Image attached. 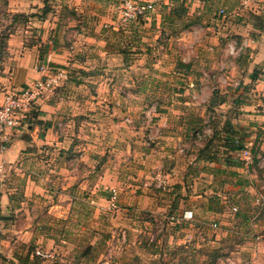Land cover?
I'll list each match as a JSON object with an SVG mask.
<instances>
[{"label": "rangeland", "instance_id": "374dc122", "mask_svg": "<svg viewBox=\"0 0 264 264\" xmlns=\"http://www.w3.org/2000/svg\"><path fill=\"white\" fill-rule=\"evenodd\" d=\"M32 1L36 2L35 5H41L39 11L44 7L45 12L57 4L56 0H31V2L0 0V57L6 54L3 45L10 37L9 34L20 30L23 24H26L24 21L31 17L30 12L21 13L19 8L27 6L28 3L33 6ZM62 1L67 9H71L67 0ZM122 1H86V5L92 8L105 5V14H116L114 23L108 25L109 29L106 28L105 32L109 43L107 51L114 55L119 53L117 57L129 55L128 61H134L129 65L115 66L110 65V62L106 64V68L112 71L106 72L105 75L109 79H104L102 84L104 90L101 89L100 92L105 91L109 94L108 99L105 100L107 112L99 115L100 110H94L97 113L94 117L101 122L102 127L83 123L84 115L81 114L79 115L81 124L85 127L79 122L74 134H69L70 132L67 131L72 124H67L66 121L58 128L59 131L63 129L64 136L66 132L69 135V139L60 149L62 153L60 166L67 167L70 163L76 167V174L79 177L89 168L93 175L92 187H79L77 202L71 205H69L68 188L60 187L65 190L61 195L54 194L50 191L52 189L47 187L42 195L38 194L31 201L29 216L33 217L35 223L34 221L25 223L22 217L19 219L14 217L12 221H6L0 214V264H264V178H262L264 147L260 148L259 144L256 145L257 141L264 143V135L262 139L256 136L257 139L259 138L254 143L257 148L254 145V149L248 146L254 155L250 167L251 173L256 174L252 187L243 185L246 183L245 178H238L229 173L231 178L232 176L236 178V184L243 187H229V185L225 187L219 179L215 181L212 179L216 185L212 193L205 196L207 200H204L203 210L200 208L196 213L184 210L180 206L179 197L185 199V195L183 190L177 195L171 192L172 189L168 187V177L162 172L166 167L164 165L153 167L155 163L149 159H161L163 149L170 153H180L179 148L191 146L194 140L202 143L208 136L207 132L203 131L208 126H202L209 125V115L215 117L219 112L217 110L216 112L213 110V113L208 112L205 108L210 99V94L207 93L211 92V86H215L221 94L226 88L230 91L229 85L223 78L225 67L220 69L204 60L193 61L192 57L186 61L191 64L185 67L186 62L180 60L182 56L193 54L189 45L179 46L178 38L187 29L193 31L200 26L211 24L212 19L209 15L190 14V9L179 5V2H173L172 6L168 3L164 4L162 0H153L154 8L145 16L149 19L140 16L132 21L121 22L117 18V11L118 4ZM8 3L10 6L7 5ZM213 4L218 9L220 3ZM245 11L247 13L245 15L253 13L248 8ZM156 12L161 13L167 33L158 36L157 39L161 43L159 47L149 49L144 44L154 38L149 22ZM112 26L115 28L111 29ZM201 31L204 38L207 32ZM193 34L191 33L188 39H196ZM198 35L200 36L199 33L197 37ZM229 38L233 39L227 36V40ZM167 40L168 46L165 48L163 46ZM224 42L221 43L220 53L223 56L221 55L220 58L231 57L234 54L229 50L225 53L228 45ZM204 51L211 50L205 47L199 53L202 59H207ZM240 52L236 50L235 56ZM163 54L168 57L166 63L156 65L151 63L156 62L155 57ZM141 56L148 57L149 64ZM3 65L0 63V72ZM38 67L39 65L36 64V68ZM111 67L120 69L114 70ZM253 70L257 78H262L264 63L257 64ZM188 71L211 78L205 82V87L198 96L182 94L179 91L182 89V84L174 80L177 76L181 77L179 73ZM67 72L66 80L70 75V72ZM259 79L247 82L249 89H246L245 93L239 96L240 98H237V92L234 94L231 92L229 99L235 98L236 103L240 105L245 103L255 111L258 108L256 113H262L264 89L258 85ZM140 82L150 84L151 89L135 91ZM235 82L236 80L233 81ZM92 84L94 85L91 90L92 103L98 106L100 99L97 96L98 82ZM252 86L254 87L251 89ZM133 89L135 93L132 92ZM164 119L171 122L172 126H177L172 129L176 134L167 141L164 138L165 134H162L164 124H157ZM188 125L190 129L195 127L193 133L186 130ZM259 129L264 131V125ZM121 130L126 133L125 138L120 137ZM128 130H131L133 135ZM186 131L189 135L187 139L182 134ZM209 133L211 134L212 131ZM145 146L152 149L149 158L144 161H141L144 158L138 160ZM47 151H53V147L48 148ZM81 152L88 155L85 164L81 160ZM75 155L77 158L71 159V157L75 158ZM171 161L167 160L168 163ZM50 163V160L44 163L41 169L48 173L46 167H50L48 165ZM151 169L155 170L154 176L149 174ZM138 170L148 171L149 176H141L144 182L149 181L146 187L132 186L133 183L135 184V173ZM103 172H107L108 181L100 183L99 173ZM50 173L48 181L53 185L52 181L56 182L57 178L52 177L53 173ZM128 174H131L132 178H127ZM95 182L102 186L94 185ZM260 183L262 187H259ZM113 190L116 191L114 199L111 198ZM206 204L212 209L205 210ZM194 214L198 220L191 223L183 222L191 219ZM27 227L29 232H25ZM36 230L37 233L34 235ZM36 247L48 256H36L34 254ZM139 250L143 252L139 253Z\"/></svg>", "mask_w": 264, "mask_h": 264}, {"label": "crops", "instance_id": "0c3cea01", "mask_svg": "<svg viewBox=\"0 0 264 264\" xmlns=\"http://www.w3.org/2000/svg\"><path fill=\"white\" fill-rule=\"evenodd\" d=\"M67 1L69 2L68 7L71 9H67L66 4H63L62 0H56L57 4H54L45 13H42V10L39 11L41 5H35L36 2L34 3L33 1V6L28 3L27 6L20 7L19 12H30L31 17L29 16V19L24 21L26 24H23L20 30H17L16 33L9 34L10 37L7 38L3 45L6 54L0 57V63L4 64L2 66V72H0V101L9 88H21L42 75L38 68H36V64H45L50 68V65H52V69L61 67L70 72L69 79L63 83L64 85L57 87L52 92L44 94L37 100L30 120L22 128L15 129L11 132L9 144L0 155L4 162V169L0 174V214L1 218L6 221H12L14 217L18 219L22 217L23 221L25 219V223H32L34 219L29 216V207L32 205L31 201L38 194L42 195L47 187L52 189L50 191H53L54 194L59 193L61 195L64 194L65 190L60 187L68 188L69 205L77 202L79 187H92L93 175L89 168L86 173L84 172L79 177L76 174V167L70 163L67 167L60 166V160L62 158L60 149L69 139V135L66 132L64 136L63 129L59 131L58 128L61 124H65L64 122L66 121L67 124H72L67 131L70 132L69 134H74L79 122L81 124L79 116L81 114L84 115L83 123L89 126L102 127L101 122L94 116L97 114L95 113L96 109L100 110L99 115L107 112L105 100L108 99L109 94L105 91L100 92L104 79H109L105 75L106 72L109 70L112 71L110 68H106V64L110 62V65L116 66L118 64L129 65L134 62L133 60L128 61L129 55L124 54L117 57L119 53L114 55V53L111 54V52L107 51L109 43L105 32L109 29L107 26L114 23L113 19L116 18V14H105V5L97 8L89 7L86 5V1L88 0ZM184 1V6L190 9V14L195 16L197 14L209 15L212 21L211 24L208 23L205 26H200V28L193 29V31L187 29L178 38L179 46H181L180 44L189 45L193 54L192 56H182L180 60L186 62L192 57L193 61L201 62L204 60L209 61V64L213 66L220 67V69L225 67V77L223 78L226 84L229 85L228 88L230 91L227 88L221 91L226 97V101L213 107L215 112L216 110L219 111L220 121L217 127L222 125L221 123L226 117L230 118L234 125L243 126L244 131L247 132L242 146H249L251 149H254V143L259 140L256 136L262 139L264 135V131L259 129L264 125V115L262 113H256L258 108L255 111L245 103L240 105L236 103L235 98L229 99V96L231 92L232 94L237 92V96L243 95L245 90L249 89V83L247 82L257 81L259 79L256 76L254 79L252 78V70L254 67H257V64L264 63V0H252L248 9L252 10L253 13L249 15H245L247 14L245 11L246 8L241 7L237 0ZM162 2L172 5L171 0L170 2L169 0H162ZM213 3H220L218 9H216V5L214 7ZM7 5L10 6V3ZM221 9L224 10L222 14L220 12ZM146 19H149V17ZM162 19L161 13L156 12L149 22L154 36L152 40L144 44L149 49L159 47L161 43L157 39L158 36L161 33H167V28L162 23ZM112 28L115 27L112 26ZM201 30H206L207 32L204 38L202 37ZM191 33H194L193 37H196V39H188ZM198 33L200 34V36L198 35L199 37H197ZM227 36H231L233 39L229 38L227 40ZM168 40L164 42L163 47L166 48L168 46ZM230 40L233 41L229 42ZM223 41L228 45L225 53L228 50L231 52V47L233 48V52L231 53L234 55H231V57L225 56V58H220L222 55L220 53V51L222 52L221 43ZM205 47L211 51H204V55H207L208 58L202 59L199 53ZM69 48L72 50H69ZM236 50L237 52L244 51L245 53L240 52L235 56ZM165 56L166 54L155 57L154 60L156 62L151 63L153 65L166 63L168 57ZM215 56L217 57L214 58ZM141 58L146 59V63L149 64L148 57L141 56ZM222 58L226 59V61ZM184 64L187 67L191 63L186 62ZM111 68L114 70L120 69ZM179 74L181 77L177 76L174 79L182 84V89H179V91L182 94H189L191 96H198L203 87H205V82L211 79L199 73L193 74L192 71ZM238 77L240 79H237ZM234 80H236L235 83H233ZM259 81L260 83L258 85L264 89V74ZM93 82H98L97 96L100 98L98 106L92 103L93 93L91 90L94 88ZM137 86L135 91H148L151 89L149 87L150 84H146L145 82H140ZM215 89V86H211V92L207 94L211 96ZM135 91L133 89L132 92L135 93ZM207 106L205 107L206 109ZM207 111L214 112L208 109ZM92 115L93 117H91ZM209 117L213 116L209 115L208 119ZM121 123L123 124V122ZM157 124H164L162 134H165L164 138L166 141L172 138V135L176 134L172 129H175L177 126H172L171 122L167 119L160 120ZM81 126L85 127L83 124ZM204 126H208L203 131L209 135L212 128L208 124H204L202 127ZM186 130L192 133L194 131L190 129L189 125L188 127L186 126ZM252 130L255 132H251ZM128 131L133 135L131 130ZM187 131L182 133L185 139L189 136L187 135ZM76 134L78 135L79 133ZM120 134L121 138L127 136L123 130H121ZM194 139L196 138L194 137ZM162 143L167 144L165 141H162ZM258 144L260 148L264 147L262 141H257L256 145ZM190 145L179 148L180 153H170L163 149L161 159L149 158L148 155H150L152 149L149 146H145V150L140 153L138 158V160L144 158L141 161H144L146 158L151 159L152 163H155L153 167L159 165L166 167L162 172L168 177L167 182L168 187L172 189L171 192L177 195L183 190L185 199L180 197L179 199H181L180 206L184 210L194 211L195 213L200 208L203 210L202 207L205 206L204 200H207L205 196L210 195L213 187L216 185L215 182H212V179L214 181L219 179L221 183H224L222 185H225V187L226 185H229V187H243V185L252 187V181L256 180V174L251 173L250 167L252 164H247L242 159L243 156L239 153L241 149L224 152V149L226 150L224 143L221 140H214L211 149L216 150L214 154L215 158L209 161L199 154V149H202L204 145L203 142L197 143L194 140ZM52 147L53 151H47L48 148ZM55 149L59 151H54ZM228 153L230 156H228ZM80 157L84 162L83 164H85L88 155L85 152H81ZM76 158V155L75 158L71 157L73 160ZM49 160L51 161L48 164L50 167H46V169L51 172L50 174L53 173L52 177L57 178L56 182L52 181L53 185L48 181L49 172L47 173L45 172L46 170L41 169V166ZM167 160L172 161L168 163ZM237 160L240 162H236ZM139 170L135 173V184L133 183L132 186L146 187L149 181L144 182L141 176H149L147 175L148 171ZM154 172L155 170L151 169L149 174L154 176ZM228 173L238 176V178H245L246 183L241 186L236 184V178L234 176L231 178ZM60 174L62 175L61 177ZM123 178L126 177L123 176ZM127 178H132L131 174H128ZM262 178H264V172H262ZM107 181V172L99 173V182L105 183ZM97 184L98 182H95L94 185ZM98 185L99 187L102 186V184ZM263 185L260 183L259 187ZM209 209H212L211 206L206 204L205 210L208 211ZM195 220L198 219L194 214L191 219L183 220V222L191 223ZM31 229L33 230V228ZM29 231L27 227L25 232ZM34 232L35 235L37 230ZM139 251V253L143 252L142 250Z\"/></svg>", "mask_w": 264, "mask_h": 264}, {"label": "built area", "instance_id": "2783aa9c", "mask_svg": "<svg viewBox=\"0 0 264 264\" xmlns=\"http://www.w3.org/2000/svg\"><path fill=\"white\" fill-rule=\"evenodd\" d=\"M237 1L243 8H249L252 2V0ZM153 8V1L123 0L118 4V20L128 22L140 16L145 17ZM220 12L222 14L224 10L221 9ZM230 51L233 52L232 47ZM38 70L42 73L40 77L21 88H9L0 101V155L9 144L11 132L27 124L37 100L44 94L52 92L61 86L67 79L68 72L64 68L52 70L48 65L41 64ZM262 113L264 115V107L262 108ZM239 153L247 164L252 163L254 155L249 147L244 146ZM3 169L4 162L0 157V174L3 172ZM115 197L116 191L113 190L111 198L114 199ZM233 209H236V207H233ZM34 254L41 257L48 256L47 253L38 247L35 248Z\"/></svg>", "mask_w": 264, "mask_h": 264}, {"label": "trees", "instance_id": "16d2710c", "mask_svg": "<svg viewBox=\"0 0 264 264\" xmlns=\"http://www.w3.org/2000/svg\"><path fill=\"white\" fill-rule=\"evenodd\" d=\"M173 2H179V5L184 6L185 1L184 0H171L172 6H173ZM45 11L46 9H44L43 7L42 13H44ZM50 66H51L50 69H52V65ZM252 73H253L252 78L254 79L256 76V73L254 72V70ZM237 98H239V96ZM225 101H226V97L223 94L219 93L217 89H215L213 90L212 95L210 96L209 102L207 103L208 104L207 109L213 111V107L218 106L219 104H222ZM31 114H33V112ZM30 118L31 116L29 117V120ZM219 121L220 120H219L218 113L215 114V117L214 116L209 117V126L212 128V133L209 134L207 138L203 141L204 145L202 149H199V154L204 159H207L209 161H212L215 158L214 154L216 150L211 149L214 143V140L215 141L221 140L222 143H224V146L226 148V150L224 149V152H229V151L232 152V151L240 150L243 148L242 142L247 134V132L244 131L243 126L234 125L231 122L230 118L228 117H226V119L221 123L222 125L217 127L219 124ZM193 130L195 131V127L193 128ZM228 156H230L229 153H228ZM236 162H240V161L237 160Z\"/></svg>", "mask_w": 264, "mask_h": 264}]
</instances>
